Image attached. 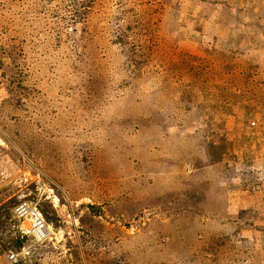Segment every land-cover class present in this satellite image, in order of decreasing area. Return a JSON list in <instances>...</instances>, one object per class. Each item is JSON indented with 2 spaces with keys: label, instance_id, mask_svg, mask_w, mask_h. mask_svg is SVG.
<instances>
[{
  "label": "rangeland",
  "instance_id": "374dc122",
  "mask_svg": "<svg viewBox=\"0 0 264 264\" xmlns=\"http://www.w3.org/2000/svg\"><path fill=\"white\" fill-rule=\"evenodd\" d=\"M0 264H264V0H0Z\"/></svg>",
  "mask_w": 264,
  "mask_h": 264
},
{
  "label": "built area",
  "instance_id": "2783aa9c",
  "mask_svg": "<svg viewBox=\"0 0 264 264\" xmlns=\"http://www.w3.org/2000/svg\"><path fill=\"white\" fill-rule=\"evenodd\" d=\"M34 182L37 189L45 192V185L41 182L39 175ZM38 199L39 196L35 198H29L25 195L19 196L13 207V215L20 221V232L23 235L34 240H43L49 237L50 230L38 208ZM15 256L16 254L11 252L8 258L15 259Z\"/></svg>",
  "mask_w": 264,
  "mask_h": 264
},
{
  "label": "bare ground",
  "instance_id": "6f19581e",
  "mask_svg": "<svg viewBox=\"0 0 264 264\" xmlns=\"http://www.w3.org/2000/svg\"><path fill=\"white\" fill-rule=\"evenodd\" d=\"M53 195V194H52ZM53 198H56V197H53ZM48 229L51 230V226L48 224Z\"/></svg>",
  "mask_w": 264,
  "mask_h": 264
}]
</instances>
